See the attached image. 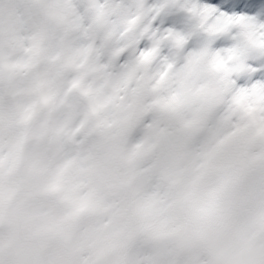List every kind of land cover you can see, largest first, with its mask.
I'll return each instance as SVG.
<instances>
[{
  "label": "clouds",
  "instance_id": "obj_1",
  "mask_svg": "<svg viewBox=\"0 0 264 264\" xmlns=\"http://www.w3.org/2000/svg\"><path fill=\"white\" fill-rule=\"evenodd\" d=\"M0 264H264V0H0Z\"/></svg>",
  "mask_w": 264,
  "mask_h": 264
}]
</instances>
